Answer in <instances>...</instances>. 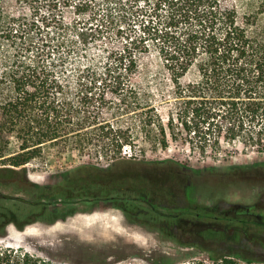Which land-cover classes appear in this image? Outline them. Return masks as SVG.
<instances>
[{"label": "rangeland", "instance_id": "obj_1", "mask_svg": "<svg viewBox=\"0 0 264 264\" xmlns=\"http://www.w3.org/2000/svg\"><path fill=\"white\" fill-rule=\"evenodd\" d=\"M54 1L2 0L0 57L57 61L60 51L53 52V46L62 41L63 48L70 50L65 51L63 63L54 62L61 81L71 94L82 91L92 97L100 117L114 125L118 72H106L114 71L121 55L136 57L138 70L130 83L152 93L165 119L168 107L160 99L170 94L169 74L158 49L143 35V23L152 15L148 8L155 0H123L124 9L108 14L105 7L78 13ZM228 1L238 21L259 5L258 0ZM12 23L15 29L21 24L17 37L6 32ZM133 144L131 149L125 145L116 158L112 153L94 154L93 148L72 155L50 150L24 167L0 166V231L5 226L7 235L0 238V246L44 260L49 258L48 251L67 264L122 258L117 264H156L162 257L169 264H193L209 263V257L221 255H231L240 264H264V260L246 258L242 249L229 248L248 238L264 240L263 227L250 225L246 236L237 224L234 227L239 230L229 234L218 229L189 233L186 228L211 223L214 207L220 211L256 204L264 214V152L222 144L218 152L201 155L171 141L163 150L140 136ZM121 161L124 164H118ZM88 165L93 168L79 169ZM149 165L173 172L175 188H170V194L169 181L155 185L140 179ZM111 170L110 176L98 172ZM33 203L40 205L31 208ZM55 218L59 220L47 223Z\"/></svg>", "mask_w": 264, "mask_h": 264}, {"label": "trees", "instance_id": "obj_2", "mask_svg": "<svg viewBox=\"0 0 264 264\" xmlns=\"http://www.w3.org/2000/svg\"><path fill=\"white\" fill-rule=\"evenodd\" d=\"M54 2L78 13L105 7L108 14L126 5L123 0ZM258 2V8L245 13L241 21L228 0H155L148 8L152 15L143 23V35L147 34L158 49L171 83L168 98L160 99L168 107L165 119L156 108L152 93L130 83L138 70L136 57L121 55L114 71L106 72H118L116 125L100 117L98 108L92 106V97L82 91L71 94L67 83L61 81L55 69L59 65L54 62L63 63L65 51L70 50L63 48L62 41L53 46V52L60 51L57 61L45 62L41 58L26 62L20 55L0 57V166L24 167L50 150L72 155L93 148L94 154L121 157L123 147L128 144L129 149L134 148L139 136L163 150L171 141L201 155L218 152L222 144H239L263 153L264 0ZM1 3L2 0L0 16ZM15 26L12 23L6 32L17 37L22 29L21 24L18 29ZM121 163L124 161L118 164ZM88 168L93 167L79 169ZM161 169L149 165L139 177L155 185L163 179L169 181L170 194V188H175L173 172ZM98 172L114 174L113 170ZM123 200L133 202L131 198ZM39 205L33 203L30 207ZM6 236L3 226L0 238ZM45 252L47 260L0 246V264H67L57 255ZM122 259L103 260L101 264H117ZM166 260L162 257L156 264H169ZM193 264L240 263L231 255H221L209 257V263Z\"/></svg>", "mask_w": 264, "mask_h": 264}, {"label": "flooded vegetation", "instance_id": "obj_3", "mask_svg": "<svg viewBox=\"0 0 264 264\" xmlns=\"http://www.w3.org/2000/svg\"><path fill=\"white\" fill-rule=\"evenodd\" d=\"M185 210V209H184ZM210 213H214L212 222L207 223L201 228L198 223H193L192 226L187 224L186 228L189 233L199 231L200 229H218L224 234L236 233L239 228L234 227V224L243 226L241 233L246 236L251 229L250 225L259 226L264 228V214L260 206L253 205H232L227 210L218 211L217 207L210 210ZM183 227L186 223L182 220ZM229 248H238L244 250L248 259L264 260V240L249 239L244 241L241 245L233 247L229 245Z\"/></svg>", "mask_w": 264, "mask_h": 264}]
</instances>
